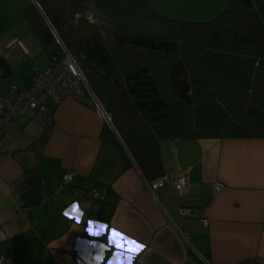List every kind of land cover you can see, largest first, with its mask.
<instances>
[{"label": "crops", "instance_id": "0c3cea01", "mask_svg": "<svg viewBox=\"0 0 264 264\" xmlns=\"http://www.w3.org/2000/svg\"><path fill=\"white\" fill-rule=\"evenodd\" d=\"M30 3L0 0V55L13 67L9 86H27L34 70L57 54L38 61L55 44L45 48L23 17ZM46 105L53 112L48 129L16 116L0 149L2 264H83L93 242L111 249L103 264L116 252L127 264L129 253L110 243L113 229L144 245L131 264H264V139L162 140L160 172L184 174L188 185L183 193L168 184L150 191L123 145L125 167L119 150L102 138L106 121L90 98ZM67 172L73 173L68 181ZM216 181L224 186L214 194ZM105 186L117 196L112 211L95 194ZM73 201L85 213L80 224L62 215ZM90 219L107 230L89 234Z\"/></svg>", "mask_w": 264, "mask_h": 264}, {"label": "trees", "instance_id": "16d2710c", "mask_svg": "<svg viewBox=\"0 0 264 264\" xmlns=\"http://www.w3.org/2000/svg\"><path fill=\"white\" fill-rule=\"evenodd\" d=\"M35 1L23 17L45 48L58 36L147 180L162 175V140L264 139V0H231L207 21L168 18L146 0ZM12 73L0 55V79ZM101 135L128 166L107 122Z\"/></svg>", "mask_w": 264, "mask_h": 264}, {"label": "built area", "instance_id": "2783aa9c", "mask_svg": "<svg viewBox=\"0 0 264 264\" xmlns=\"http://www.w3.org/2000/svg\"><path fill=\"white\" fill-rule=\"evenodd\" d=\"M61 44L63 56H52L47 66L35 69L31 82L27 86L18 87L11 84L8 92L0 95V149L7 141L5 132L16 116L32 120L40 124L43 129L49 128L53 122V112L46 105L48 100L59 102L64 97H72L81 101L88 97L104 120L110 125L111 117L109 113L91 90L75 59ZM72 176V172H67L64 179L68 181ZM145 183L150 191L168 184L176 192L183 193L186 191L188 179L184 174H162L152 180L146 179ZM223 186L224 183L221 181L214 182L213 193L219 192ZM105 193V187L95 190L96 196L101 198ZM180 211L184 212V209L180 208ZM202 220L206 222L205 218ZM69 255L68 252H56L57 257ZM3 261L4 258L0 256V264Z\"/></svg>", "mask_w": 264, "mask_h": 264}, {"label": "rangeland", "instance_id": "374dc122", "mask_svg": "<svg viewBox=\"0 0 264 264\" xmlns=\"http://www.w3.org/2000/svg\"><path fill=\"white\" fill-rule=\"evenodd\" d=\"M154 10L172 19H184L190 21H207L217 13L225 9L231 0H146ZM55 51L61 53L56 44L44 51L38 57V61L46 62L49 53ZM10 78L0 79V90L9 86Z\"/></svg>", "mask_w": 264, "mask_h": 264}, {"label": "clouds", "instance_id": "9594fccd", "mask_svg": "<svg viewBox=\"0 0 264 264\" xmlns=\"http://www.w3.org/2000/svg\"><path fill=\"white\" fill-rule=\"evenodd\" d=\"M62 215L65 218L74 220L77 224H80L85 213L82 211L79 201H73L69 207L62 212ZM105 227L107 228V225L99 221H93L90 219L87 222V232L93 236H99L104 233L105 231H101V229ZM92 229H95L98 234L94 235ZM110 243L113 244L111 239ZM91 247L95 249V251L88 255H82L83 264H103L106 251L111 249L105 244H98L95 242L92 243ZM118 261H122V264H126L125 260L121 258L120 252L114 253L113 257L108 259L107 264H118ZM127 264H131V259L127 261Z\"/></svg>", "mask_w": 264, "mask_h": 264}, {"label": "snow or ice", "instance_id": "6c2138e0", "mask_svg": "<svg viewBox=\"0 0 264 264\" xmlns=\"http://www.w3.org/2000/svg\"><path fill=\"white\" fill-rule=\"evenodd\" d=\"M106 227L102 228L101 231H106ZM94 235H97L95 229H92ZM111 242L115 245V247L121 251H126L129 253V259L131 258V254L134 252H139L144 245L138 243L137 241L126 238L124 234L118 232L113 229L110 233ZM118 264H122V261H118Z\"/></svg>", "mask_w": 264, "mask_h": 264}, {"label": "water", "instance_id": "95a60500", "mask_svg": "<svg viewBox=\"0 0 264 264\" xmlns=\"http://www.w3.org/2000/svg\"><path fill=\"white\" fill-rule=\"evenodd\" d=\"M33 2L38 6V4L36 3L35 0H33ZM38 7H39V6H38ZM39 9H40V8H39ZM56 38H57V41L59 42V44H61L60 39L58 38V36H56ZM61 45H62V44H61ZM110 126H111L112 129L115 131V133H116L118 139L120 140V142H121V144L123 145V147H124V149L126 150V152H127V153L129 154V156L131 157V155H130V153L128 152L127 148L125 147V145L123 144V142H122L121 139L119 138V135L117 134L116 130L114 129L112 123H110ZM131 158H132V157H131Z\"/></svg>", "mask_w": 264, "mask_h": 264}]
</instances>
